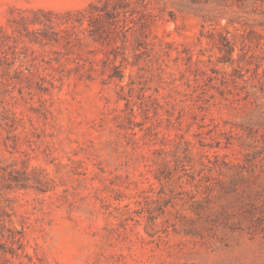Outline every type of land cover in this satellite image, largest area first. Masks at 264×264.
<instances>
[{
  "label": "rangeland",
  "instance_id": "obj_1",
  "mask_svg": "<svg viewBox=\"0 0 264 264\" xmlns=\"http://www.w3.org/2000/svg\"><path fill=\"white\" fill-rule=\"evenodd\" d=\"M0 264H264V0H0Z\"/></svg>",
  "mask_w": 264,
  "mask_h": 264
}]
</instances>
